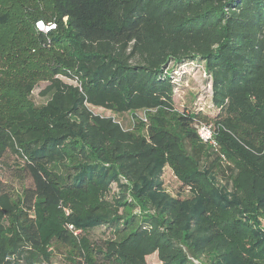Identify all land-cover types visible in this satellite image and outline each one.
<instances>
[{"label": "trees", "instance_id": "16d2710c", "mask_svg": "<svg viewBox=\"0 0 264 264\" xmlns=\"http://www.w3.org/2000/svg\"><path fill=\"white\" fill-rule=\"evenodd\" d=\"M39 21L56 28L40 32ZM0 27L3 63L16 62L23 43L41 57L52 52L53 62L52 73L42 70L45 105L0 114V164L7 153L16 155L32 179L19 208L0 182V264H44L34 206H63L68 195L107 193L113 183L118 198L85 203L68 218L69 225L112 230L110 240L92 244L93 261L84 259L77 237L60 234L85 263L148 264L157 254L163 264H231L232 242L213 216L264 215V0H0ZM193 62L203 64L212 82L215 118L174 108L173 71ZM25 84L29 93L34 83ZM90 106L119 114L156 110V122L145 137ZM194 122L214 127L233 163L231 193L214 181L218 164L202 168ZM158 162H168L196 192L198 228L210 236L197 239L186 228L181 202L164 208L151 202L144 188ZM251 225L233 227L256 234ZM252 248L264 252V236Z\"/></svg>", "mask_w": 264, "mask_h": 264}, {"label": "rangeland", "instance_id": "374dc122", "mask_svg": "<svg viewBox=\"0 0 264 264\" xmlns=\"http://www.w3.org/2000/svg\"><path fill=\"white\" fill-rule=\"evenodd\" d=\"M2 32L6 31L0 27V35ZM23 46L24 51L18 53L20 58L12 64L3 63L5 56L2 57L3 59L0 57V114H8L15 109L23 107L39 109L49 99V97L42 95V91L48 85L47 77H45L47 75L42 70L48 69L50 73L53 72H51L53 62H50L52 52H48V55L41 57L37 47L26 43H23ZM15 52H11V54ZM47 57L48 60H46ZM41 64L44 66H41ZM176 69L173 73L179 83V87L173 95L175 110L182 115H193L199 112L210 118H215L217 111L212 108V82L203 64L200 62L186 63ZM1 70L4 72H1ZM58 76L67 83L76 84L64 73H60ZM27 82L34 83V87L29 93H27L26 84L22 86L23 83ZM89 108L94 114L102 117H112L125 130L145 137H149L151 126L155 125L156 122L153 117L156 110L119 114L102 108L92 106ZM204 125L199 122H194L192 125L199 137L198 144L203 149L200 164L203 169H208L211 164H218L212 176L219 190L225 189L229 194L232 191V179L235 174L234 165L215 141L213 126L207 125V127L210 126L211 137L203 138L206 137L203 134ZM24 166V160L10 153L5 155L0 164V182H2L6 192L11 194L18 208L23 205L24 188L32 186V179L30 174L25 171ZM124 182L122 180V183ZM108 189L107 193L90 190V192L84 193L79 197L68 195L63 202V206H56L49 210H44L37 205L34 206V210L31 211L30 215L39 226L42 234L43 245L41 253L45 261L44 264H87L73 248L60 240L61 232L66 230L80 241L86 256L84 259L89 262L95 259L94 254L91 252L92 244H101L103 241L110 240L113 236L112 230L106 225L97 223L85 222L75 225L67 223L68 218L73 212H78L81 205L85 203L97 204L102 200H113L115 197H119L120 189L116 184H110ZM144 190L151 202L161 208L175 201L181 202L185 206L187 213L186 228L196 235L197 239L210 236V233H201L198 228L200 219L195 217L200 210L198 195L183 183L168 162H158L155 165L146 180ZM129 200L131 202V198ZM74 205H76V209H74ZM256 215L255 218L251 219L245 215H235L232 210H223L213 216L212 219L216 221L219 230L225 236H229L232 242L230 245L232 252L229 260L231 264H241L242 259H246L248 264H264V252H257L252 248L253 242L258 237L264 236V215L261 213ZM243 222H250L256 234L250 230L235 232L233 225ZM147 263L163 264L157 254L150 256L147 259ZM194 263L199 264L196 260H194Z\"/></svg>", "mask_w": 264, "mask_h": 264}, {"label": "built area", "instance_id": "2783aa9c", "mask_svg": "<svg viewBox=\"0 0 264 264\" xmlns=\"http://www.w3.org/2000/svg\"><path fill=\"white\" fill-rule=\"evenodd\" d=\"M36 28L37 30H39L40 32H44V33H50L51 31H53L56 28V24L51 23V24H45L43 21H39L36 23ZM205 127L203 128V134L206 137L203 138H210L211 136V130H210V126L207 127V125H204ZM203 136V135H202Z\"/></svg>", "mask_w": 264, "mask_h": 264}]
</instances>
